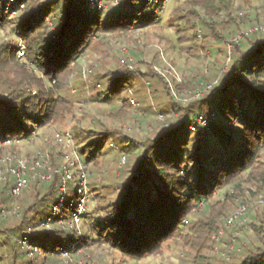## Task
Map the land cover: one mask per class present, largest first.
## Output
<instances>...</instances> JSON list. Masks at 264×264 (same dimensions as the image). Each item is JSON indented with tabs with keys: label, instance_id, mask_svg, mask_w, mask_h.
<instances>
[{
	"label": "trees",
	"instance_id": "trees-1",
	"mask_svg": "<svg viewBox=\"0 0 264 264\" xmlns=\"http://www.w3.org/2000/svg\"><path fill=\"white\" fill-rule=\"evenodd\" d=\"M145 1L119 0L102 17L105 10H88L87 0H0V29L9 28L24 44L22 64L18 62L16 44L0 43V140H19L35 129L62 122L72 111L69 97L63 94L71 87V64L99 34L125 33L153 24L154 8ZM208 1L188 0V13L179 16L185 20V26L177 31L178 42L190 43V49H196L198 44L193 41L195 35H187L186 31H194L196 7L211 11ZM147 8L148 17L143 15ZM9 11L16 12L13 19L9 18ZM45 18L54 30L49 29ZM210 30L221 39L216 27L210 26ZM262 34L255 32L243 37L247 40L245 46L232 43L229 66L208 93L186 104L173 101L174 116L169 125L136 144L142 153L124 171L117 202L94 191L92 196L97 203L93 214L97 216L93 215L86 225L87 234L78 238L79 246L107 244L121 256L138 261L160 251L168 242L184 240L195 251L193 264L206 262L204 251L211 249L208 238L215 227V216L198 211L200 203L210 201L225 183L247 172L258 189L264 188V162L260 159L264 149V36H259ZM96 77L100 78L98 74ZM107 77L103 92L96 96L118 101L121 110L131 106L129 95L136 94V81L142 84L153 80L164 91L168 90L164 79L149 66L145 71L125 67ZM152 93L156 95L155 91ZM197 117L207 125H198ZM190 124L195 131L188 128ZM78 134L93 138L79 151L83 163L97 164L107 132L82 130ZM95 144L100 147H94ZM86 151L88 157L83 156ZM59 181L60 176L53 173L47 187L32 183L19 199L20 216L10 222L0 218V264H18L17 241L23 235H28L41 250L42 264L52 262L63 251L78 249L70 246L71 236L56 221L50 229L40 228L56 199ZM9 185L10 180L1 186L0 202L10 198ZM232 198L227 194L225 202L213 201L210 207H219L220 213ZM198 213L201 216L192 221L193 214ZM255 217L258 223H251L250 228L261 235L264 211ZM187 225L188 232L184 233ZM27 228L32 232L28 233ZM237 264H264V240L244 247V255Z\"/></svg>",
	"mask_w": 264,
	"mask_h": 264
},
{
	"label": "rangeland",
	"instance_id": "rangeland-1",
	"mask_svg": "<svg viewBox=\"0 0 264 264\" xmlns=\"http://www.w3.org/2000/svg\"><path fill=\"white\" fill-rule=\"evenodd\" d=\"M98 1L101 4V9L105 10L102 17L109 14L116 6L115 0ZM187 1L169 0L162 13L158 12V19L151 25L140 26L135 30L131 29V32H108L94 37L80 58L71 64L74 67L71 87L69 91L62 92L71 101V113L62 122L35 129L31 135L18 141L4 143L0 140V155L9 154L22 157L29 166L35 159L36 153H42L46 157L44 159L45 167H42L39 172L51 175L66 163L65 149L54 144L55 134L69 133L73 137L74 152L75 155L78 154L80 162L73 167V172L77 173L80 165L87 173V214L84 215L80 225L79 235L81 237L87 234L86 225L91 221L92 216H97V214H93L97 203L92 196L94 191L98 190L102 197L108 201L117 202L118 187L123 179L124 171L133 165L142 153L136 144L169 125L174 116L173 101L186 104L198 99L199 97H196L195 93L201 87L202 82L218 81L223 70L229 66L227 59L232 50L230 42L237 34L248 31L256 23L264 22V0H209V5H212L211 11L204 7H196L198 17L194 20L196 24L194 31H186L187 35L190 33L195 35L193 41L198 44V47L193 50L189 48L190 43L181 44L177 39L178 29L185 26V20L179 16L186 15L190 9ZM149 13V8L143 11V15L146 17L149 16ZM14 17L10 16L9 18L13 19ZM231 17L233 20L229 19ZM210 26L217 28L221 39L215 37ZM197 29H199V33ZM259 36H264V32ZM2 42L18 46L20 40L9 28H6L0 29V43ZM246 42L247 40L242 38L239 44L245 46ZM18 62L23 64L24 60L18 59ZM128 62L131 68L125 65ZM148 66L164 79L168 90L164 91L161 84L153 80L148 85L137 83V93L129 95L136 105H131L125 110H121L122 106L118 101L97 98L96 95L103 92L104 82L110 73L120 71L125 67L129 70L145 71ZM25 68L30 69L29 66H25ZM87 69H91L89 74L86 72ZM96 74L100 78H97ZM152 91H155L156 95ZM215 121L218 120L215 119ZM82 130L107 132L106 140L100 145L103 149L97 164L93 162L83 164L82 158H80L79 151L83 145L90 143L93 139L82 134L77 136V132L81 133ZM80 139L81 141H79ZM100 146L94 145V147ZM83 156L88 157L89 151L84 152ZM122 156L125 157V162L120 164ZM70 158L74 159V155L70 154ZM260 159L264 162V149L260 154ZM30 177L32 174L29 175V184L22 195L28 191L32 183H36L41 188L47 187L53 176L50 182L45 184H38L35 179L31 180ZM66 190L65 205L68 206L69 199L73 197L72 183L67 182ZM263 191L264 188L258 189L247 172L240 178L225 183L214 192L210 201L200 203L198 211H205L206 213L203 215L215 216V227L208 238V245L211 249L204 251L206 255L204 264H237L239 258L244 255V247H250L264 240L250 228L251 223H258L255 216L264 211V204L261 205L257 202V195ZM227 194L232 195L233 198L223 211L217 213L219 207H216L215 210L211 209L210 205L213 201L223 203ZM20 197L14 202L8 197L4 202H0V206L12 208L14 205H18L20 208ZM97 200L100 201V198ZM242 203L246 205L249 221L247 226L224 227L220 239L212 242L211 235L215 229L222 227L224 218ZM66 214H70L69 209ZM19 216L3 221L10 222ZM199 216H201L199 213L193 214L192 221L198 219ZM187 229L188 225L184 227V233L188 232ZM17 244L19 246L18 241ZM232 244L233 250L227 255V250ZM69 256L76 263L193 264L195 251L184 240H178L168 242L160 251L138 261L121 256L118 252L110 249L107 244L78 246V249L69 253ZM17 263L42 264V259L39 256H29L25 249L19 248ZM45 264H63V259L59 256Z\"/></svg>",
	"mask_w": 264,
	"mask_h": 264
},
{
	"label": "built area",
	"instance_id": "built-area-1",
	"mask_svg": "<svg viewBox=\"0 0 264 264\" xmlns=\"http://www.w3.org/2000/svg\"><path fill=\"white\" fill-rule=\"evenodd\" d=\"M169 0H146L145 4L148 6H151L154 8V12L156 14V20L159 17V13H162L165 5L167 4ZM116 5L119 3V0H115ZM8 5V3H6ZM23 5H19V8H22ZM87 9L90 11L100 9L101 10V4L98 0H87ZM9 16H15V11H9ZM45 20L48 23L49 29H53L52 23L49 21L48 18H45ZM131 29H138V28H131ZM130 29L129 32L132 30ZM197 32L199 33V29H197ZM255 32H264V22L256 23L254 24L251 29L248 31H244L242 33H239L236 35V37L230 42V45L232 47V43L239 44L240 40L243 37H249ZM20 40V39H19ZM17 58L20 60H24V44L20 40V43L17 46ZM228 57V63H229ZM128 68H131L130 63L128 62L125 64ZM227 65V64H226ZM158 70V69H156ZM87 74L91 72V69H87ZM217 83V81L214 82H202L201 87L198 89V91L195 93L196 97H201L203 94L208 93L211 88ZM99 87V86H98ZM130 105L135 106L136 103L129 99ZM196 123L200 125L201 127H204L207 125V122L202 119L201 117L196 118ZM188 128L191 131H195V127L193 124H190ZM54 144L62 147L65 149L64 158L66 163H64L60 168H57L53 173H57L60 176V181L57 186V192H56V199L50 204L48 208L47 215L43 218L42 222L40 223V228L43 229H50L52 223L56 221V224L63 229L67 234L71 236L70 239V246H79L78 238L81 237L79 235L80 233V225L82 223L84 215L87 214L86 211V204L88 203V187H87V173L82 168L83 166L79 165L77 173L74 174L73 167L80 163L78 160V154L75 155L74 152V140L73 137L69 134H61L57 133L55 134L54 138ZM11 141H18L17 139H9L5 141H1L4 143H9ZM70 154L74 155V159L70 158ZM46 157L40 153L37 152L35 159L29 166L27 161L23 159L22 157H17L14 155H0V186L10 180V185L8 186V192L9 196L11 198V201H16L23 193V191L27 188L29 184V175L32 174V179H35L38 184L40 183H49L51 175H44L40 173V169L45 167V159ZM83 162V161H82ZM125 162V157L122 156L120 160V164H123ZM84 164V163H83ZM67 182L72 183L74 190H73V197L69 199L68 206L65 205V198L67 196V190H66V184ZM257 202L258 204L263 205L264 204V191L259 193L257 195ZM67 209L70 210V214L67 213ZM20 214V208L18 205H14L12 208H5L0 206V218L2 220L9 219L10 217H16ZM247 223H249L247 218V212H246V205L245 204H239L237 208L227 217L224 218L222 227H217L215 231L212 233V242L218 241L220 239V235H222V232L224 230V227H230L232 225H238V226H247ZM249 225V224H248ZM27 232L31 233V228H27ZM261 239H264V232L259 235ZM20 248L25 249L27 255L31 256H41V250L34 246L31 243V239L28 235H23L19 241H18ZM233 250V244L230 248L227 250V255L231 253ZM69 253L70 251H63L60 253V257L63 259V264H97V263H76L73 261Z\"/></svg>",
	"mask_w": 264,
	"mask_h": 264
},
{
	"label": "crops",
	"instance_id": "crops-1",
	"mask_svg": "<svg viewBox=\"0 0 264 264\" xmlns=\"http://www.w3.org/2000/svg\"><path fill=\"white\" fill-rule=\"evenodd\" d=\"M151 25V24H150ZM137 83H139L138 81H136L135 83H134V87H135V90H136V85H137ZM139 84H141V83H139ZM143 84V83H142ZM145 84L146 85H148L149 84V82H145ZM137 91V90H136ZM137 93V92H136Z\"/></svg>",
	"mask_w": 264,
	"mask_h": 264
}]
</instances>
